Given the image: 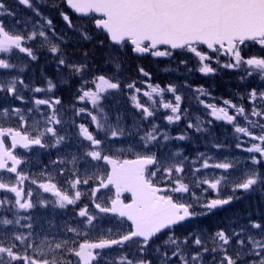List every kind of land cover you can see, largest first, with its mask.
Masks as SVG:
<instances>
[{"label":"snow or ice","instance_id":"snow-or-ice-1","mask_svg":"<svg viewBox=\"0 0 264 264\" xmlns=\"http://www.w3.org/2000/svg\"><path fill=\"white\" fill-rule=\"evenodd\" d=\"M18 3L31 9L44 23L36 20L29 28L28 21L17 20L9 26L0 18V69L17 68L12 62L17 52L36 61L37 47L46 49L56 61L58 73L68 80L80 78L72 108L75 116L86 113L95 129L90 131L86 124H79L78 136L87 142L83 153L72 155L70 160L58 157L51 162L56 171H48L45 166L36 177L23 171L21 166L27 160L16 149L56 147L66 139L57 127L65 123L59 107L62 99L33 97L34 108L26 110L0 106V190L14 193V200L7 196L0 199V209L12 213V218L0 216V264H264V222L250 219L248 225L238 229L222 227L214 232L201 229L177 234L186 223L190 225L197 217H206L240 199L238 192H264V0H49V6L67 27L78 33L79 41L94 44L93 49L82 50L78 59L75 52L66 50L68 38L56 32L52 19L40 11L36 0ZM64 5L87 17L88 25H74L62 10ZM15 15L6 0H0V17ZM21 23L22 27H17ZM79 41L76 46L82 47ZM177 49L181 50L178 55L188 57L179 60L188 72L210 75L229 69L240 73L241 81L251 78L250 82H260L239 94L241 100L251 102L250 109L230 99H223L219 105L208 103L200 97H215L203 85L193 88L185 82L179 86L191 89L208 116L232 125L235 133L250 138V146L243 149L250 163L225 157L210 164V158L201 153L203 163L193 170L194 180L189 183L185 179L187 157H182L180 151L160 155L152 150L160 145L161 136L163 141H182L187 139L184 133L169 137L156 124L147 130L133 125L132 132L122 123L119 112L112 122L103 102L125 90L141 122L151 123L149 118L155 116L157 104L169 110L165 116L169 124L181 120L187 110L181 107L184 96L176 84L161 87L145 81L146 89L142 90L137 80L124 83L120 78L121 53L171 57ZM98 50L105 63L113 66L112 73L93 67ZM221 57L227 59L221 62ZM190 60H195L194 68H188ZM137 71L151 78L145 68L138 67ZM21 86L29 87L18 75L0 78V93L23 101ZM56 87L51 78H46V87L36 86L31 91L51 93ZM141 92L150 104L141 103ZM165 93H171L173 99L165 100ZM77 102L90 103L91 108H76ZM40 106H47L48 111H41ZM34 109L42 119L32 120L29 125ZM12 118L18 119V126L5 127L3 122ZM206 123L211 125L212 120ZM204 124L197 117L195 123L189 120L187 128L208 132ZM134 136L139 140L132 139L126 147L116 146L124 143L119 138ZM9 138L11 142L7 143ZM235 147L243 145L237 142ZM201 168L222 172L211 178H196ZM2 173L14 175L5 177ZM25 181L51 193L54 199L34 202L31 188L25 192ZM82 186L88 191H81ZM195 189L200 190L199 194ZM102 190H114V194L107 196ZM125 193L130 198L124 197ZM83 197H90V203L74 213L79 218L75 226L66 222L54 234L36 231L31 216L19 215L20 210L37 206H77ZM101 214L118 218L115 232L113 228L98 227ZM249 226L257 231L250 232ZM93 231L100 233L95 240L89 239ZM162 236L166 238L161 240ZM132 245L135 254L123 251ZM113 246L120 247L119 255L105 253ZM205 254L211 256L210 261Z\"/></svg>","mask_w":264,"mask_h":264},{"label":"rangeland","instance_id":"rangeland-1","mask_svg":"<svg viewBox=\"0 0 264 264\" xmlns=\"http://www.w3.org/2000/svg\"><path fill=\"white\" fill-rule=\"evenodd\" d=\"M60 1L57 0V3ZM37 6L40 8V11L47 16L48 18L52 19L53 26L56 29V32L58 34L64 35L69 40V44H76L79 41L78 33L73 31L72 29H69L66 25V22L63 21L62 17L58 14L56 10H54L52 7L49 6V0H36ZM8 5V3H7ZM9 7V6H8ZM12 11L16 13V15L13 16H3L0 18H3L5 22L11 26L14 24L17 20L24 22L28 21V27L31 28L32 24L35 23L36 20H40L41 23H44V21L41 19V17H37L35 13L26 7L19 8V7H9ZM63 10V9H62ZM64 11V10H63ZM65 12V11H64ZM74 25H88L89 21L86 18H81V20H76L70 17ZM17 27H22V23L20 25H17ZM79 42H86V45H91L90 42L87 41H79ZM33 47H37V45H33ZM37 56L39 57L40 54H50L51 58H53L52 54L48 52L46 49H39L37 47ZM180 56V55H179ZM100 57L99 61V67L101 72L105 74H110L114 71V68L111 64H106L105 59L103 57ZM154 59L162 60V79L166 78V80L171 84H176L178 86V92L182 94L184 97V101H182L181 107L182 109H186V113L182 115V118L180 121L169 124L167 120L165 119V116L169 114V110L160 108L157 104V111L155 113L156 119H160L162 121V133H166L169 135V137H175L181 133H184L187 136V139L185 140H176V139H169L168 141H163L162 144L158 146L159 154L160 155H168L171 153H175L177 151H180L182 154V157H187V160H185V179L186 182L191 183L194 180L193 176V170L196 168H200V165L203 163V160L199 159V155L203 153L205 155V158H210L209 163L214 164L218 162L219 160L227 157L228 159H236L241 162H247L250 163V161H246V158L249 156L247 152H245L243 149L250 146V138H248L245 142V146L238 149L235 147L233 141H229L230 136L227 134L224 130H218L220 133H222L223 137L222 139L217 138V134H212V124L208 125L206 122L208 120H212V123L215 122L216 125L222 126L224 121H216L214 118L208 116L206 110L204 109V106L199 104L198 101H196L197 106L203 108L204 114H198L195 106L190 102V98L192 97L191 89L186 90V88H180V78H184L185 72H183L180 68L179 59L178 56L173 55L171 57H153ZM78 59V58H77ZM31 61L30 58L26 56V54L17 52L15 56L12 58V62L14 64H17V68L14 69H0V78H3L6 75L10 76H19L20 79H23L25 84H27L28 88H23V86L20 87V92L24 96V100H16L10 95H5L4 93H0V106L3 107H19L21 109H27V108H34L33 104V97L36 98H48L55 96V93L57 94L56 90L58 91L59 88L64 87L66 83L74 82L71 88H78L79 84L81 83L79 77H72L70 80L66 77V75H62L61 73L57 72L56 69V61L53 59L52 64L50 67H44L43 64H38L34 66V71L36 77L34 78L32 75L28 73V69L31 63L38 62ZM46 78H51L56 84L57 87L53 90V92H43V93H34L31 91L32 88L36 86L40 87H46ZM90 78V76H86V79ZM120 78L124 81V83H130L131 80H128L124 74L120 71ZM67 80V82H64ZM137 87H140L142 90L146 88L144 85L137 84ZM162 87L163 84H162ZM68 88H65L63 92L65 94L67 93ZM168 95V96H167ZM127 92L126 90L121 92H116L115 95L109 96L104 104L105 111L109 113L112 122H115V115L117 112H119L122 123L126 124L128 128L135 132V128L133 125H136L138 127L142 128V124L145 122H141V116L140 113L132 106V102L127 101ZM203 97V96H202ZM155 99L158 101L160 98L155 97ZM165 100L173 99V96L171 93H165L164 95ZM75 100V96H74ZM140 100L141 103H149L147 100V97H144L143 94H140ZM206 100V99H205ZM63 101V100H62ZM209 103V102H208ZM73 104H70V106H64V102L62 103V106L60 107L61 112V118L65 122L60 126H57L58 131L61 135H64L66 139L56 147H48V150L50 151V155L48 156H39L35 155L36 153L34 150H29L25 153L29 159V163L23 168V171L28 173L29 175L38 177L39 174L45 170V166H47L48 171H56L57 169L54 168L52 165V161L56 160L58 157L60 158H67L71 159L72 155L74 154H82L85 147L87 146V142L83 141L82 138L78 136V125L83 123L86 124L89 127V130L92 131L95 129V125L91 124L90 117L87 116V114H81L80 116H75L73 108ZM91 108L90 103L84 104L77 102L75 107H85ZM40 110L47 112V106H40ZM81 119H80V118ZM199 117L202 121L205 122L204 126L209 128L208 132H196L195 129H189L187 128V124L189 120H192L194 123ZM27 118V114H26ZM35 119H42L39 117V115L35 112L31 116V119H29V125H31L32 120ZM74 121V123H73ZM5 127H17L18 126V119L12 118L11 120L4 121ZM233 127V126H232ZM234 134L239 137L240 135H237L235 132ZM120 140L124 141L123 144H117V147L121 146H127V143H130L132 139L139 140L138 136H134L132 138L129 137H122L119 138ZM51 142V141H46ZM228 142V143H227ZM225 143L223 148H216V144L222 145ZM154 150V148H152ZM241 152L244 155L238 156L236 153L235 155H232V151ZM195 161V163H193ZM81 166L83 167V162H81ZM222 172L220 169H200L199 173H196V178H211L213 175H219ZM31 188L33 191V201L36 202L40 199H48L52 200L54 199L52 197L51 193H46L42 189H39L37 185L31 184V181H25L24 189L25 192ZM81 191H88V188L86 186L81 187ZM197 191V194H199L200 190L195 189ZM103 194H106L107 196H112V192H104ZM257 196L263 197L264 192L255 191V192H248L245 195L242 196V198L245 197V201H249L252 198H256ZM9 199L14 200L13 195L7 196ZM71 206V205H70ZM3 211L6 213V216L8 218H12V213L6 211L5 209H0V212ZM20 216H31L32 221L34 224V229L41 233H48V234H54L57 231H59L64 224L67 222L68 224H71L72 226H75L76 221L79 219L74 215V212L67 208L61 209L54 205H49L48 207H40L37 206L34 209L30 210H20L19 211ZM25 221H22V223ZM248 225L247 222H243L241 227ZM3 226L0 225V228ZM9 228H12L13 226H8ZM18 228V226H16ZM98 227L100 229H107V228H113V231H116V228L118 227V220L106 218L104 216H101ZM228 228H235L232 226H229ZM238 229V228H237ZM21 231H24L23 229H19ZM199 231V230H198ZM250 232H256L257 230H253L249 226ZM100 235L99 232L93 231L89 239L95 240ZM111 238H114L111 237ZM166 237L162 238L165 239ZM210 246V245H209ZM123 251L128 252L129 254H135V245H132L131 247H127L126 249L123 248ZM105 253L109 256H116L120 254V248L110 251H105ZM205 259L207 261L211 260V256L209 254H205Z\"/></svg>","mask_w":264,"mask_h":264},{"label":"flooded vegetation","instance_id":"flooded-vegetation-1","mask_svg":"<svg viewBox=\"0 0 264 264\" xmlns=\"http://www.w3.org/2000/svg\"><path fill=\"white\" fill-rule=\"evenodd\" d=\"M226 59L227 57H221V62H224ZM188 66L190 68H194L196 66L195 60H190ZM213 66L215 67L214 62H213ZM190 74L191 76L187 81L186 79L184 80L181 78L182 81H184V83L187 82V84L191 85L193 88H195L198 85H203L209 92H211L212 97H215L213 103H216L217 105L221 104L223 99H230L236 104L243 103L245 106L246 99L241 100L239 93L243 94L247 90H249L251 87H255L260 83L258 80L255 82H250L251 78L241 81L239 80L240 73H238L235 70H229V69H222L219 72L215 74H210V75H203L197 71L190 72ZM230 88L234 90L233 91L234 93L230 94ZM235 92H239V93H235ZM205 98L209 99L211 97H202V99H205ZM248 103H249V106L247 109H250L251 102L248 101ZM239 122L241 123V125L244 124V121L242 118L240 119ZM238 135L245 137L243 134H238ZM16 152L22 156V152L19 151V149H17ZM35 152L38 155H43V154L46 155L48 153V150L35 151ZM2 174L5 177L11 176L8 173H2ZM7 194L14 195V193L3 192V193H0V199H3ZM237 194L240 195V192H238ZM124 197L130 198L129 195H125ZM112 218H115V217H112Z\"/></svg>","mask_w":264,"mask_h":264},{"label":"trees","instance_id":"trees-1","mask_svg":"<svg viewBox=\"0 0 264 264\" xmlns=\"http://www.w3.org/2000/svg\"><path fill=\"white\" fill-rule=\"evenodd\" d=\"M92 47L91 49L94 48V44H91ZM85 46H89V44L85 45ZM88 49V47H85L82 50ZM90 49V50H91ZM79 49V53L82 51ZM89 50V49H88ZM131 55V53L129 52H125L123 57L128 59V57ZM95 58V57H94ZM134 59H138L139 62H136L135 64H132L131 69L132 70H128L125 69V74L130 76V77H141L142 75H140L137 71L138 67H143L145 68L146 71H148L150 74H153L152 70L150 69L149 65H148V58L145 59H140V58H134ZM129 63H130V59H128ZM147 81H150L149 79ZM235 212L237 214H244L246 215L247 218H244L241 221H247L249 222V220H256V221H260V222H264V202H260L259 200L254 201V202H250L247 204V206L243 207V206H239ZM232 213H225L224 214H219V215H214L211 216L210 219L207 220V218L205 219H201V221L199 222L200 227H202L203 229L210 231V232H214L216 231L218 228H226V226L230 223H233L232 221Z\"/></svg>","mask_w":264,"mask_h":264},{"label":"water","instance_id":"water-1","mask_svg":"<svg viewBox=\"0 0 264 264\" xmlns=\"http://www.w3.org/2000/svg\"><path fill=\"white\" fill-rule=\"evenodd\" d=\"M72 11V10H71ZM74 13V12H73ZM75 14H77L78 16H80V14H78V13H75ZM161 47H164V46H161ZM135 54V53H134ZM32 147H36V146H32Z\"/></svg>","mask_w":264,"mask_h":264}]
</instances>
